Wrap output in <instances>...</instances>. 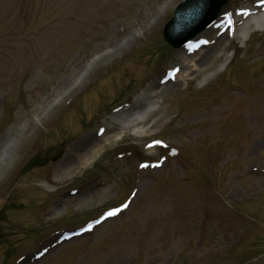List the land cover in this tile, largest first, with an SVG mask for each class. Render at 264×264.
<instances>
[{
	"label": "rangeland",
	"instance_id": "rangeland-1",
	"mask_svg": "<svg viewBox=\"0 0 264 264\" xmlns=\"http://www.w3.org/2000/svg\"><path fill=\"white\" fill-rule=\"evenodd\" d=\"M182 1L0 0V264H264V32L222 50L229 15L261 0L173 49ZM199 48L209 68L161 93ZM154 84L142 121L51 180Z\"/></svg>",
	"mask_w": 264,
	"mask_h": 264
},
{
	"label": "bare ground",
	"instance_id": "bare-ground-1",
	"mask_svg": "<svg viewBox=\"0 0 264 264\" xmlns=\"http://www.w3.org/2000/svg\"><path fill=\"white\" fill-rule=\"evenodd\" d=\"M228 19V29L230 31V38L228 37L229 41L226 46L223 47L222 50L226 51L227 48L231 43H237L238 38L243 39L246 34L256 33L257 31L264 32V3L260 2L259 4H255L254 7L243 8L240 11H237L234 15H230ZM158 25V21L155 22ZM153 29L155 27H152ZM211 30V29H210ZM209 30V31H210ZM215 28L213 26L212 31ZM216 36H218L219 42L224 41L226 38V31L220 30L215 31ZM113 39L118 37V31H115L113 34ZM204 41V40H202ZM206 41V40H205ZM208 50L210 53L214 52L212 49V43L207 41ZM196 42H193L191 45H195ZM219 44V43H218ZM201 48L197 51H193L191 58H181L180 64L173 70V76L170 81L164 82L163 91L169 89L170 86H175L179 84L182 79L186 76L194 75L199 70H206L209 66L206 65V57L200 53ZM217 50V49H216ZM215 50V51H216ZM183 53H187V51H183ZM220 56L215 58V61H219ZM205 65V66H204ZM204 66V68H203ZM208 73V72H206ZM3 75L0 71V79H3ZM155 85V86H154ZM151 85L150 93H145L144 96L139 100V103L150 101L149 105L139 111L138 113L132 115L126 114L129 109L117 113L113 118L114 121H120L109 125L108 127L101 128L96 130L95 132H91L85 137L76 140L72 145H70L69 149H67L56 161H54L49 166V175L51 180L58 181L61 177H67L74 175L79 169L88 166L91 164L96 154L101 149L100 145H103V142H112V141H119L120 134L124 132L126 129H130L138 120L142 121L149 110L152 111L150 108L156 103L155 99H153L154 92L156 89H159L156 84ZM6 84L0 83V90ZM77 88L73 91L75 92ZM73 92V93H74ZM160 93V92H159ZM153 99V101H152ZM120 133V134H119ZM146 134L141 133L140 137H144ZM150 149H154V147H150Z\"/></svg>",
	"mask_w": 264,
	"mask_h": 264
},
{
	"label": "water",
	"instance_id": "water-1",
	"mask_svg": "<svg viewBox=\"0 0 264 264\" xmlns=\"http://www.w3.org/2000/svg\"><path fill=\"white\" fill-rule=\"evenodd\" d=\"M228 0H184L164 26V39L179 48L213 22Z\"/></svg>",
	"mask_w": 264,
	"mask_h": 264
},
{
	"label": "snow or ice",
	"instance_id": "snow-or-ice-1",
	"mask_svg": "<svg viewBox=\"0 0 264 264\" xmlns=\"http://www.w3.org/2000/svg\"><path fill=\"white\" fill-rule=\"evenodd\" d=\"M261 2L264 3V0H261ZM125 207H127V205H125ZM110 215H111V213H110Z\"/></svg>",
	"mask_w": 264,
	"mask_h": 264
}]
</instances>
